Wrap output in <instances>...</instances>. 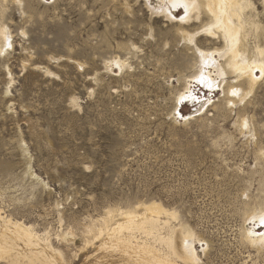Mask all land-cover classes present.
<instances>
[{"label": "rangeland", "instance_id": "1", "mask_svg": "<svg viewBox=\"0 0 264 264\" xmlns=\"http://www.w3.org/2000/svg\"><path fill=\"white\" fill-rule=\"evenodd\" d=\"M171 3L0 0V209L47 237L56 264H121L89 229L150 200L188 225L198 264H264L242 235L264 233L243 220L264 209V78L227 104L232 74L203 82L198 52L223 48L220 34L199 32L201 6ZM179 94L194 100L175 110Z\"/></svg>", "mask_w": 264, "mask_h": 264}, {"label": "bare ground", "instance_id": "2", "mask_svg": "<svg viewBox=\"0 0 264 264\" xmlns=\"http://www.w3.org/2000/svg\"><path fill=\"white\" fill-rule=\"evenodd\" d=\"M171 1L172 9L176 10L178 6L185 9L186 17L192 9L201 6L208 15L209 22L199 32L213 33L215 30L223 40L221 49L198 51L204 69L201 80L209 84L211 70L216 72L222 84L226 82V74L231 73L233 80L226 84L225 90L222 89L223 93L229 94L225 98L227 104L232 102L233 97L242 99L252 92L264 78V24L259 18H253L256 17L253 12L257 13L254 11L253 1L194 0L195 4H191L193 1L189 0ZM262 3L264 4V0ZM179 21L185 23L187 19L180 17ZM181 33L184 38L190 39L195 35L185 30ZM249 36H252L253 41ZM0 41L8 43V36L3 30H0ZM215 54H218L223 63L214 59ZM179 99L191 102L194 96L179 94L175 110ZM207 103L206 98L202 99L199 109L204 108ZM2 211L4 212L0 209V264H56L53 255L60 252L53 248L47 237L42 240L30 224ZM112 212L116 214L112 216ZM244 215L243 220L257 218L259 222L264 221V209L260 207ZM177 218L175 211L167 209L158 201L150 200L126 208L108 210L105 216L96 220L104 229L98 228L95 231L94 225L89 231L96 238L101 237L99 248L96 249H107L111 256L118 253L124 259L120 261L121 264H198L199 259L191 241L193 232L183 222L175 224L170 221ZM242 235L250 245L260 248L264 244V233H258L257 229L253 231L244 227ZM60 236L65 240L69 236L74 237L69 230L62 232Z\"/></svg>", "mask_w": 264, "mask_h": 264}, {"label": "built area", "instance_id": "3", "mask_svg": "<svg viewBox=\"0 0 264 264\" xmlns=\"http://www.w3.org/2000/svg\"><path fill=\"white\" fill-rule=\"evenodd\" d=\"M198 91V90H197Z\"/></svg>", "mask_w": 264, "mask_h": 264}]
</instances>
